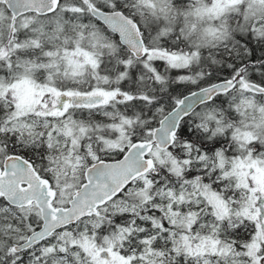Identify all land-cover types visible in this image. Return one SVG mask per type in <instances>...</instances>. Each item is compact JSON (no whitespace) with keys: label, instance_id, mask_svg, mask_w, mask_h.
Wrapping results in <instances>:
<instances>
[{"label":"snow or ice","instance_id":"obj_1","mask_svg":"<svg viewBox=\"0 0 264 264\" xmlns=\"http://www.w3.org/2000/svg\"><path fill=\"white\" fill-rule=\"evenodd\" d=\"M0 264H264V0H0Z\"/></svg>","mask_w":264,"mask_h":264}]
</instances>
